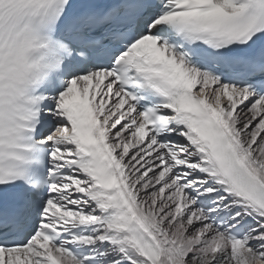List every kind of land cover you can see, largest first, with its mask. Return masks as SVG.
<instances>
[{"label":"snow or ice","instance_id":"6c2138e0","mask_svg":"<svg viewBox=\"0 0 264 264\" xmlns=\"http://www.w3.org/2000/svg\"><path fill=\"white\" fill-rule=\"evenodd\" d=\"M0 264H264V0H0Z\"/></svg>","mask_w":264,"mask_h":264}]
</instances>
